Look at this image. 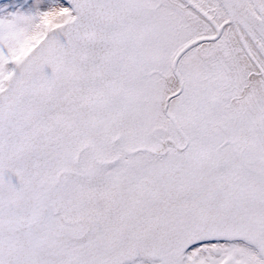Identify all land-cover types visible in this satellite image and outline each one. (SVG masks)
<instances>
[{
  "label": "snow or ice",
  "instance_id": "snow-or-ice-1",
  "mask_svg": "<svg viewBox=\"0 0 264 264\" xmlns=\"http://www.w3.org/2000/svg\"><path fill=\"white\" fill-rule=\"evenodd\" d=\"M0 264H264V0H0Z\"/></svg>",
  "mask_w": 264,
  "mask_h": 264
}]
</instances>
